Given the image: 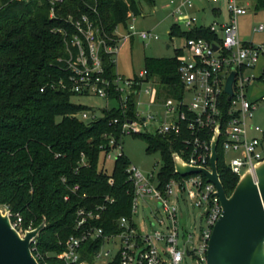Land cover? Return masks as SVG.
<instances>
[{
	"label": "built area",
	"instance_id": "1",
	"mask_svg": "<svg viewBox=\"0 0 264 264\" xmlns=\"http://www.w3.org/2000/svg\"><path fill=\"white\" fill-rule=\"evenodd\" d=\"M52 4L51 18L58 17V3L63 0H49ZM208 3L216 7L226 6L228 21H215L209 28L214 38L189 37L179 49V73L184 85L181 98L159 99L154 80L148 78V71L141 70L133 76L117 71L118 53L127 41L139 36L143 39L155 38L153 31L138 30L136 16L131 14L128 25H119L112 34L102 27L95 6L90 11L73 13L63 17L66 27H54L53 31L63 36L65 54L57 59L61 74L52 78L49 86L73 95H96L107 104L104 109L118 108L121 115L111 123L120 126V136L110 135L104 146L105 158H112L111 151L120 148L124 154L123 138L126 135L146 133L174 136L180 139L182 150L179 156L193 167L212 171V141L218 133L219 152L224 163L238 177L247 172L257 180L256 166L264 160V127L255 123L258 102L248 99L247 92L261 75L247 74L254 70L264 56V46L243 42L239 37L238 17L246 7L239 0H184L175 14L187 16V29L197 28V18L191 16L187 8ZM120 26L124 28L121 33ZM261 25L255 30H262ZM217 46V48L215 47ZM114 65V72L109 71ZM235 71L232 95L225 91L228 78ZM44 90V88H42ZM150 93L152 101L145 112L139 110L141 95ZM192 97L189 101L187 96ZM116 105H110L111 102ZM264 101V95L260 97ZM77 116L86 122L100 117L93 107L82 110ZM107 147H110L107 150ZM85 164V160L82 161ZM128 180L133 186L131 214L117 219V229L107 233L98 225L104 212L115 202V197L105 195L90 206H78L75 217L76 233L64 240L63 250L50 253L65 264H183L185 258L194 257L196 264H207L208 249L213 229L222 215L223 208L217 185L200 172L180 174L175 171L168 180L161 177L162 165L157 173L145 172L130 163L127 167ZM221 178V175H220ZM65 182L66 179L63 178ZM109 183L113 184L111 177ZM64 197L71 200V193L77 194L80 184L69 187ZM84 197L86 194L83 195ZM190 209L198 210L200 224L196 227ZM143 214L141 223L139 215ZM12 224L21 233L23 218L19 212ZM150 217H153L150 218ZM201 222V223H202ZM101 241L100 249L92 253V260L84 255V245ZM37 237L31 248L36 249ZM44 264H49L44 260Z\"/></svg>",
	"mask_w": 264,
	"mask_h": 264
},
{
	"label": "trees",
	"instance_id": "2",
	"mask_svg": "<svg viewBox=\"0 0 264 264\" xmlns=\"http://www.w3.org/2000/svg\"><path fill=\"white\" fill-rule=\"evenodd\" d=\"M1 1L0 205L10 208L12 214L22 215L23 229L35 228L46 220L33 252L41 264L44 260L65 264L47 254L62 251L61 240L76 233L78 206H90L105 195L114 196L115 202L98 225L107 233L115 231L117 219L131 214L133 186L126 171L131 162L125 153L115 159L111 173L104 165L100 168L110 135L120 136V126L111 123L121 115L120 110L104 109L98 120L83 121L77 114L90 107L72 102V93L49 86L51 79L61 74L57 59L66 50L63 36L53 28L66 27L64 16L78 15L95 6L103 29L112 34L117 26L128 25L132 13H141L142 0H63L58 3L57 18L50 16L49 0ZM257 6L264 8V0H257ZM169 34L172 38H214L209 28L183 30L176 23ZM176 51L174 57L145 58L148 78L154 80L159 99L181 98L184 94ZM108 67L114 72V65ZM140 136L146 140L149 152H160L163 180L174 176V153L182 150L180 139L153 133ZM219 171L225 191L231 195L238 177L226 166L221 152ZM111 177L113 184L109 183ZM75 184H80V190L71 193V200H65L69 187ZM101 246V241L84 245V256L92 260V253Z\"/></svg>",
	"mask_w": 264,
	"mask_h": 264
},
{
	"label": "rangeland",
	"instance_id": "3",
	"mask_svg": "<svg viewBox=\"0 0 264 264\" xmlns=\"http://www.w3.org/2000/svg\"><path fill=\"white\" fill-rule=\"evenodd\" d=\"M181 0H156L155 4H149L145 1L140 2L141 13L136 16L135 26L138 30L153 31L158 35V39L150 38L143 39L136 36L134 40H129L121 46L118 53L117 71L126 76H133L138 74L141 70L145 69L146 57H174L177 55L176 49L179 53L184 44V38L180 36H174L173 38L169 34V30L173 23H178L182 28H186L187 16L176 17L175 10ZM246 10L238 17L239 25V37L242 41H246L255 46H264V28L262 30H255V27H264V8L257 6V0H239ZM0 0V6H2ZM190 14L197 18L198 21H203L208 25L214 23L216 20L219 23H223L227 20V13L223 10L222 14L216 18L211 7H206L205 12L198 11V8H189ZM119 31L122 33L124 28L120 26ZM264 66V56L258 62L257 67L254 70L247 71V74H254L260 76L262 68ZM264 95V79H257L247 92L248 99L252 102L258 100ZM152 95L150 93H144L141 95L139 105L141 112L147 111L150 107L149 102L152 101ZM189 101L192 97L187 96ZM71 101L77 104L93 107L99 116H103L102 108L107 104L106 100L96 95H73ZM117 102H111L110 105H116ZM254 122L264 127V101H258V108L255 112ZM123 151L129 158L132 164L139 166L145 172L157 173L162 165L161 154L158 151L149 152L147 150V142L140 135H126L123 138ZM121 152L120 148H115L111 151L112 158L101 157L100 168L104 165L106 171L111 173L116 156ZM105 160V163L103 162ZM0 210L6 214L11 212L10 208L0 205ZM143 214L139 215V221L142 223ZM192 216L195 224L198 227L204 222H200L198 218V210L190 209L187 215ZM11 217V216H10ZM153 219V217H150ZM13 225V224H12ZM20 232V231H19ZM26 231L21 233L24 236ZM32 249V248H31ZM33 251V250H32ZM34 253V252H33ZM50 254V253H48ZM37 257V255L34 253ZM38 259V258H37ZM39 260V259H38ZM183 264H196L194 257H187Z\"/></svg>",
	"mask_w": 264,
	"mask_h": 264
},
{
	"label": "water",
	"instance_id": "4",
	"mask_svg": "<svg viewBox=\"0 0 264 264\" xmlns=\"http://www.w3.org/2000/svg\"><path fill=\"white\" fill-rule=\"evenodd\" d=\"M234 79L235 71L225 87L230 95ZM217 140L218 133L212 141V171L190 166L174 153L177 173L202 171L218 188L223 212L213 229L207 264H264V160L256 166L257 180L247 172L228 195L218 172ZM45 226L46 220L22 236L12 225L9 212L0 210V264H41L31 244Z\"/></svg>",
	"mask_w": 264,
	"mask_h": 264
},
{
	"label": "crops",
	"instance_id": "5",
	"mask_svg": "<svg viewBox=\"0 0 264 264\" xmlns=\"http://www.w3.org/2000/svg\"><path fill=\"white\" fill-rule=\"evenodd\" d=\"M184 0H181L180 1V3H179V5L183 2ZM241 3V2H240ZM242 4V3H241ZM178 5V6H179ZM243 5V4H242ZM177 6V7H178ZM206 7H211V9L213 10V12H214V14H215V16H216V18H218V16H220L221 14H222V12H223V10H225L226 11V13H227V20H228V17H229V14H228V11H227V9H226V6L225 5H223V4H221L220 6H218V7H216L215 5H213V4H208V3H201V4H196L195 6H193V7H190V8H198V11H200V12H205V9H206ZM188 9V12H189V14H190V10H189V8H187ZM174 15H176V14H174ZM191 15V14H190ZM192 16V15H191ZM176 17H177V15H176ZM178 18V17H177ZM203 18V21L201 20H197V28H203V27H201V25H208V24H206L205 22H204V16L202 17ZM217 22H219L218 20H216ZM173 24H175V23H173ZM176 24H178V23H176ZM179 25V24H178ZM180 26V25H179ZM181 27V26H180ZM196 28V27H195ZM206 28V27H205ZM256 28V27H255ZM181 29H183V30H189V29H187V27L186 28H182L181 27ZM191 30V29H190ZM169 32H170V30H169ZM182 38H184V37H182ZM185 39V38H184ZM132 41L134 40V38L133 39H131ZM243 42H245V43H248V42H246V41H243ZM258 101H260V98L258 99V100H256V102H258Z\"/></svg>",
	"mask_w": 264,
	"mask_h": 264
}]
</instances>
